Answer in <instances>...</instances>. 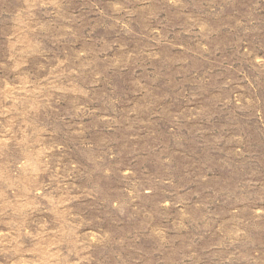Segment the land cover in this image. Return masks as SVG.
<instances>
[{
    "label": "rangeland",
    "instance_id": "1",
    "mask_svg": "<svg viewBox=\"0 0 264 264\" xmlns=\"http://www.w3.org/2000/svg\"><path fill=\"white\" fill-rule=\"evenodd\" d=\"M0 264H264V0H0Z\"/></svg>",
    "mask_w": 264,
    "mask_h": 264
}]
</instances>
